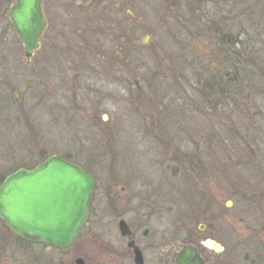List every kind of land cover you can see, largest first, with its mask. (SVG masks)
Here are the masks:
<instances>
[{"label":"rangeland","instance_id":"374dc122","mask_svg":"<svg viewBox=\"0 0 264 264\" xmlns=\"http://www.w3.org/2000/svg\"><path fill=\"white\" fill-rule=\"evenodd\" d=\"M70 1L45 0L30 60L15 33L0 42L12 54L0 66V179L64 154L96 179L97 239L111 192L115 206L140 201L137 217L168 240L158 264L169 245L208 238L203 219L225 248L205 258L264 264V0H138L132 20L90 1L77 23ZM122 27L135 41L112 39ZM122 44L135 48L129 61L108 63Z\"/></svg>","mask_w":264,"mask_h":264},{"label":"water","instance_id":"95a60500","mask_svg":"<svg viewBox=\"0 0 264 264\" xmlns=\"http://www.w3.org/2000/svg\"><path fill=\"white\" fill-rule=\"evenodd\" d=\"M9 15L24 54L30 57L39 48L46 26L42 1L15 0ZM94 185L95 178L87 170L52 154L40 165L30 170L19 169L4 179L0 185V217L25 240L67 247L86 222ZM119 229L123 235H130L125 221L120 222ZM206 245L220 249L211 240H207ZM134 249L137 258L140 252L135 246ZM76 261L81 263V258ZM173 261L175 264H204L191 245L181 246L174 253Z\"/></svg>","mask_w":264,"mask_h":264},{"label":"flooded vegetation","instance_id":"af4514ba","mask_svg":"<svg viewBox=\"0 0 264 264\" xmlns=\"http://www.w3.org/2000/svg\"><path fill=\"white\" fill-rule=\"evenodd\" d=\"M14 1L15 0H0V42L3 40L7 41L8 37L15 33L14 27H12L13 23L9 15ZM41 1L43 15L46 20V28L44 30L45 33L48 27V20L47 16L45 15V0ZM90 1L92 7L95 4V6H99L102 8V10H111L110 8H113V10L117 9V12H113L116 15H120L119 11L124 10V12L126 11L127 13L125 18L128 16L131 20L134 18V13L129 11V7H135L138 3V0H127L128 2L125 0H71L68 5L72 8L71 14L75 18V23L80 20L83 21L82 19H84L85 16H79V12H86V10L89 8L87 4ZM54 7L55 6H53V8ZM91 18L92 17H88L87 21H89ZM118 21L119 19H115V16L108 20V22H116L117 24L119 23ZM121 26L123 25L119 24V28ZM122 30V34L125 37L119 32L120 35L115 36L112 34L114 35L112 39L115 40L118 36L123 37L126 43L128 41H135L133 37L130 40V36L134 34L136 29H126L125 27H122ZM44 33L42 34V37L44 36ZM125 45L126 44H122V46L120 45V50H117L116 53L106 54L108 63L112 62L111 60H116L118 64L125 65V63L129 61L128 57L131 56V52L135 50V48L134 46H131L130 49L124 50ZM90 52L93 53V51ZM10 57H12L11 51L8 49L5 51L4 49L0 48V66L5 65L3 63V59H5L4 62L6 63L5 66L7 67V65L11 62ZM28 60H30V58L26 59V61ZM39 164L41 163L33 164L30 167H17L9 172L11 173L20 168H26L30 170ZM5 176L0 179V184L4 180ZM105 198L106 204L103 213V218H105V220L103 226L106 228L104 227L105 231L103 230L102 234L100 235L103 237V240L101 241L97 239L99 235L95 233L94 228L95 224H98V219H92L93 211L90 207L86 222V224L89 223L88 225L91 228V235H89L90 239L88 243L84 245L85 247L82 246L75 250L73 248L74 244L76 243L75 240L67 247H54L44 242L25 240L13 233V230L7 225V223L2 218H0V264H158L156 250H160L164 244L168 245V240L158 244L159 241H155V239H159L161 236H156V233L152 232V228L150 226H146V222L140 220L137 217L141 211V202L138 201V203H136L134 206L132 200L128 199L126 200L127 203H122L119 201L120 203L118 206H115L113 202L115 198H117V195L108 192L105 195ZM132 199L134 200L133 197ZM118 208H122V211H120ZM132 214H134L135 218L133 217L131 220H128L125 217ZM98 218L100 219V217ZM145 219L151 221V216L145 215ZM122 220L128 225L130 230L129 236H125L120 232L119 227ZM206 220L207 219L204 221ZM204 221H201L203 222L201 224H204L205 227L204 229H200V231L205 232L208 230V238L203 237V241L199 243H181L178 245L176 250H173V246L169 245V250H166V252L162 251L163 254L159 255V264H175L173 261L174 253L184 245H191L195 247L204 264H219L212 262L210 258L204 257V255L207 256V251L213 252L214 255H219L225 249L220 242L218 243L216 240L210 238L212 235L211 233L213 232L211 229H208L209 225ZM140 227L142 228L140 229V236H138L137 232ZM209 239L215 242L220 249L216 250L215 248L207 246L206 241ZM130 241H132L131 246H129ZM134 246L137 248V251L140 252L141 257L137 255L138 257L136 258ZM205 249L207 250L205 251ZM79 258H81V263L76 261Z\"/></svg>","mask_w":264,"mask_h":264},{"label":"trees","instance_id":"16d2710c","mask_svg":"<svg viewBox=\"0 0 264 264\" xmlns=\"http://www.w3.org/2000/svg\"><path fill=\"white\" fill-rule=\"evenodd\" d=\"M189 9H191V8H189ZM186 21H187V22H185V23L187 24V27H188L189 25L197 26V28L201 27L200 24H198V25L194 24L193 20H191V19H188V18H187ZM218 31H219V27H216V28H215V32H216L215 35L219 34ZM218 38H219V36H218ZM220 40H221V37H220ZM232 43H233V42H231V43H229V44L231 45ZM232 78H233V77H232ZM215 85H217V83H216ZM214 88H215V89H214ZM208 89H209V88H208ZM210 89H213L212 91H217V90L223 91V89H221V88L218 87V86H217V87H216V86H215V87L212 86V87H210ZM62 157H64L65 159L71 161V159H70L69 156H67V155H64V154H63ZM191 168H192V167H191ZM192 169H194V168H192ZM203 200H204V199H203ZM207 203H209V201H208ZM198 219H199V218H196V221H197ZM199 220H200V219H199ZM199 220H198V221H199ZM203 220H205V219H203Z\"/></svg>","mask_w":264,"mask_h":264}]
</instances>
